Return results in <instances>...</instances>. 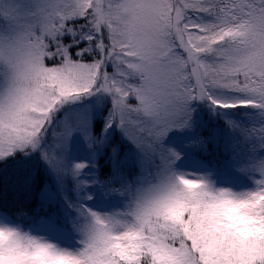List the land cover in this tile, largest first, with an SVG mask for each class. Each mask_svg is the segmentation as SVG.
Instances as JSON below:
<instances>
[{"label": "rangeland", "instance_id": "rangeland-1", "mask_svg": "<svg viewBox=\"0 0 264 264\" xmlns=\"http://www.w3.org/2000/svg\"><path fill=\"white\" fill-rule=\"evenodd\" d=\"M26 1L0 0V15L5 9L10 10L11 4L19 6ZM138 1L147 9L135 12L120 5L112 11L103 8L99 12L93 22L97 29L106 30H98L100 46L92 62L78 60L77 63L65 49L58 48L51 54L46 47L51 49L50 39L55 43L56 37L65 31L64 24L71 20L72 13L75 18L83 16L82 12L76 14L79 4L84 8L91 3L102 7L106 0H52L60 24L57 31H51L55 20L40 25L38 36L45 42V51H38L27 42L15 44L13 36L0 39L5 45L0 49V58L8 60L6 76L12 82L9 90L4 81L0 83V125L1 132L7 133L0 141V160L21 151L47 152V172L51 173L48 192L60 202L55 210L46 208L47 216L40 217L38 224L31 221L24 228L0 214V264H102L107 251L126 264H138L143 261L144 253H156L143 252L146 242L132 199L118 187L111 188V199L107 197L108 192L103 194L98 174L107 173L105 154L113 150L102 137L97 139L92 121L97 115L96 109H100L98 103L104 99H108L107 103L100 110L115 111L128 120L132 116L130 125L115 118L126 129V153L118 151V158L140 171L166 167L163 180L158 171L145 172L151 179L143 176L147 181V190L143 191L134 177L117 172L114 166V182L118 186L126 188L127 194L140 202L159 206L178 228L176 237L164 243L154 264L166 257L179 264L175 257L182 256L178 253L184 237L197 251L195 264H264V214L260 212L264 203V0H222L221 8L225 9L224 16L218 17L219 22L227 26L235 14L239 21H245L246 29L233 32L235 41L220 44V56L214 53L216 34L208 31L214 22L213 16L219 13H208L204 8L196 12L189 0ZM177 2L181 4L178 21H187L194 14L198 22L184 29L180 26L186 23L177 27L178 23L169 18ZM39 8L40 4L36 14ZM90 9L97 11L96 6ZM111 13L113 18L108 27H100L99 22ZM44 14V20L54 17L50 12ZM119 14H128L129 19L120 23ZM5 19L19 33L22 27L16 16L12 18L6 11ZM127 22L137 25L132 26L138 32L135 52L126 43ZM206 24L208 28L202 29ZM207 31V41L194 50L193 42L198 44ZM31 36L29 31L23 35L26 39ZM172 41L189 51L192 63L184 64L183 68L191 71L189 78L198 90L197 104L211 108L214 119L217 118L212 128L202 132L196 129L195 121L207 126L206 113H198L196 119L192 118L194 123L186 126L187 112H159L162 85L152 83L146 93H141L139 84L147 81L136 75L138 65L130 61L136 60V55L143 57L142 50L153 45H160V52L165 54L167 42ZM174 43L169 46L170 52ZM125 46L126 55L119 51ZM52 55H56L54 65L47 64L46 57ZM171 64L176 69L177 63ZM177 71L180 74H169L173 83L186 77L181 68ZM239 71L242 73L235 79L234 72ZM158 72L155 69L153 76ZM212 72L219 73L220 78L210 75ZM123 80L132 91L121 87ZM206 89L211 91L205 92ZM119 90L129 93V99L138 106H130ZM123 109L130 112L123 113ZM232 115L233 119H249L239 127L247 124L257 129V133L252 132L244 143L228 137L229 134L220 136L231 123ZM44 122L49 125L54 122L52 129L60 132H72L71 137L65 139L55 133L47 136V130L36 135ZM160 127L166 131L162 133ZM209 134L220 137L207 138ZM32 139L29 145L25 144ZM173 139L181 144H173ZM218 145L223 147L225 173L213 184L212 168L191 157L187 150L209 155ZM191 196L202 199L204 211L182 225L180 221L187 208L196 202L189 199ZM53 203L54 206L56 202ZM50 212L67 231L49 218ZM178 226L183 228L182 232ZM100 250L105 252L100 254Z\"/></svg>", "mask_w": 264, "mask_h": 264}, {"label": "trees", "instance_id": "trees-1", "mask_svg": "<svg viewBox=\"0 0 264 264\" xmlns=\"http://www.w3.org/2000/svg\"><path fill=\"white\" fill-rule=\"evenodd\" d=\"M86 1L92 2V0ZM165 3H169V0H165ZM189 3L192 4L196 12H198L200 8H204L208 13H219L217 14V16H213L215 17L214 22L208 30L212 34H216L214 45L217 47H219L220 44L235 41L232 37V34L236 30L246 29L245 21H239L235 14L232 17L233 19L229 18L227 26L219 22L218 17L224 16V12L222 11L225 9L221 8L222 0H189ZM39 4L41 5V9L39 8V14H36ZM120 5H126L130 10L135 12H137L136 9L140 11L147 9V6H145L144 4L141 5V2L138 0H106L102 7L100 5H94L91 3L90 6L84 8L83 4H79V6H77L76 8V14L80 15L82 12L83 16H77L75 18L73 16L74 13H72L70 17L71 20H68L64 24L65 31L61 35L56 37L55 43L52 41V39H50L51 49L46 47L47 52L54 54L58 48H63L68 51L70 58L74 62L77 61V63H79L78 60L92 62L93 57L98 56V49L100 46L98 40V30H106L102 28L97 29L96 23H94L93 21L96 19V16L103 8H107L112 11ZM93 6L97 7V11L90 9ZM87 9L90 10L87 11ZM180 9L181 4L180 2H178L177 5L172 8V13L169 16V18L174 23H178L177 27H179L181 23H186L187 25L180 26V29H184L186 26L190 27L192 23L198 22V19L194 14L190 15L187 21H178L179 18L181 19V17L178 16V11ZM6 11L8 12V15L12 16V18L16 16L18 23L22 27L19 33L13 30V28H11L10 24L5 19ZM64 11H66V9ZM47 12H50L54 16L50 21L43 19V17L46 15L44 13ZM117 17L118 22L120 23L125 22L129 19L128 14H119L117 15ZM112 18L113 13H111L106 20L100 21L98 25L100 27H108V25L112 21ZM53 20H55V26L51 31H57V25L60 24V18L57 14H55L53 10L52 0H28L25 3L20 4L19 6H16V4H11V9H5V13L0 15V39L4 40L10 38V36H13L15 37V44L27 42L28 45L37 49L38 51H45V42L40 36H38V34L41 35L39 30L41 28L40 25L47 22L51 23ZM132 26L137 27L136 23L127 22L128 36L126 43L128 47L133 52H135V50L138 48V32L137 28L132 29ZM207 28V24L202 27V29L205 30ZM26 31H29L32 35L28 39L23 37ZM208 31L205 33V36L202 39V44H204L208 39ZM172 43L174 42H167V53L165 54H163V52H160V45H153L151 48L142 50L144 54L143 57L136 55V60H130L131 63L138 65L136 69V75L141 80L147 81V84H139L141 93H146L150 89L152 83H159L162 85L163 89V99L160 105L159 112L178 110L187 112V119L184 121V125L186 126L194 123L192 118L196 119V115L198 113L204 112L207 114L204 121L207 122L208 125L204 126L198 121H195V127L199 132H202L207 128H212L217 121V118L214 119V111L211 108H203L202 106L197 104L195 97L197 96L198 90L196 89L195 84L189 78V73L191 71L187 68H183L184 64H186L183 58V53L186 49H183L178 43H174L173 51L170 52L169 46ZM4 46L2 42H0V49L4 48ZM15 47L18 46L15 45ZM119 51L122 54L126 55L127 47L125 46ZM81 53L86 56L80 57L79 55ZM221 53L222 51L218 48L215 52V55L220 56ZM55 57L56 55H52L51 58L46 57V63L48 64L50 62L51 65H54ZM168 60H170L171 63H177L176 69L173 68L172 64ZM61 61H63V58L61 60H58V67L61 65ZM41 64L45 66V63L42 61ZM8 66V60L0 58V83L4 81L6 90L10 89L12 83L6 76V68H8ZM178 68H181L182 71L186 72V77L179 78L173 83L169 77V74H180V71H177ZM155 69L159 71L157 76H153ZM234 73L236 79L242 72L239 71ZM121 87H123L124 89H128L129 91L133 90L131 86L124 80L123 84H121ZM119 91L124 95V100H127L130 106H138V104H134L133 101L129 99V93L127 94L125 90ZM209 91L211 90H205V92ZM107 100L108 99L101 100L98 103V107L101 109L103 105L107 103ZM186 100H188L187 103H184L186 102ZM254 103L257 104L258 100L256 99ZM100 109H96L97 115H94V120L92 121L93 130L95 134L98 135L97 139L102 137L105 140L107 146L113 150L112 152L107 151L105 154L107 161V165L105 167L107 169V173H102L101 175L98 174L99 180L104 188L103 194H105V192H108L109 194L107 195V197L111 199V188L118 187L121 189L123 194L132 199L133 210L136 214L138 224H141L144 233V240L146 242L145 246L143 247V252H156L155 254L144 253V263L143 261H138V264H154L155 258L159 256L158 253L161 251L164 243H168L176 237V231L178 230V228L171 224L172 221L170 217H168L167 214L159 206H155V204L151 202H140L133 196L128 195L126 188L118 186L119 184L114 182V166L116 167L115 169L117 170V172H122V174L125 176L134 177L139 187L143 191L147 190V181L143 179V176L146 179H151L145 172L149 171L155 174V172L158 171L159 174L164 176L163 178H161V180H163L166 177V174L164 173L166 167L161 165L158 169L149 168L145 169L144 171H140L135 167L130 168V165L123 163L121 159L118 158L117 153L118 151L126 153V129L122 128L120 126V123L117 122L115 118L119 117L121 120L128 122L130 125L132 116H130L131 118L130 120H128L126 116L118 114L115 111H110L109 109H105L103 111ZM129 112V109H123V113ZM230 119H232L231 123L237 122L238 125L230 123L220 136L229 134L228 137H236L241 143H244L246 139L250 138L252 132L257 133L258 131L257 129L252 128L247 124L239 127L241 123L250 121L249 119L243 118V121L239 118L233 119V115L230 117ZM45 122L42 124L44 126H42V128L38 132H35L36 135L37 133L41 135L45 130H47V136L54 135L55 133L65 139L71 137L72 132H60L59 130L52 129L54 126V122H52L51 125ZM236 128L237 133L235 134ZM1 129L2 126L0 125V141L3 139L4 135L7 134L1 132ZM151 131L152 133H154L155 131L153 122L151 123ZM160 131L164 133L166 130L164 127H160ZM220 136H217L216 134H209L207 138L218 139ZM32 141L33 139L31 141H26L25 144L29 145ZM172 143L176 144L180 142L173 139ZM222 148V146L218 145L216 149L210 151L211 153L209 155H206L207 153H192L187 150L188 154L191 157L200 160V162L202 163H206L210 167V169L212 168V172L214 175V178L212 180L213 184L217 177H221L225 173L223 167ZM45 159L49 161L48 153L42 152V150H40L36 152L21 151L16 153V156L12 155L0 160V214L6 217L11 223L20 225L21 228L27 227L28 223H30L31 221L34 224H38L40 222V217L43 216V218H46V208L49 210H55L60 205V202L48 192L51 173L47 172L48 164ZM172 170L174 171V167L172 168ZM177 196H181L180 193H178ZM189 199H195L196 202L190 208H187L184 218L180 221L182 225L190 221L192 216V219H194L195 214L204 211V208L200 203L202 201L201 198L198 199L196 196H191L189 197ZM53 202H56L54 206ZM113 205L114 204H111L110 206ZM260 212L264 214V203H262L260 206ZM49 215V218L53 220L59 228L65 231L68 230L66 227L63 228V225L57 221L54 213L51 216L50 212ZM178 227L182 232L183 228H181L180 226ZM180 245L182 246V250L178 254L182 256L175 257L178 263L195 264V254L197 251L194 249V247L190 244H187V242L185 241V237L183 238V241ZM104 252V250H100V254H103ZM168 258L169 257L160 259L158 260V263L176 264V262ZM101 262L102 264H116L117 262L119 264H126L124 260L115 259L110 251L106 252L105 260L104 262L101 260Z\"/></svg>", "mask_w": 264, "mask_h": 264}]
</instances>
